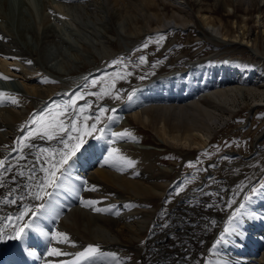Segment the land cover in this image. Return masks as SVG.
<instances>
[{"label": "bare ground", "instance_id": "1", "mask_svg": "<svg viewBox=\"0 0 264 264\" xmlns=\"http://www.w3.org/2000/svg\"><path fill=\"white\" fill-rule=\"evenodd\" d=\"M42 1L45 10H53L49 0ZM68 1L70 7L65 5L68 12H65L66 10L64 12L69 15L67 14L68 19L64 20L76 29L75 38L69 39L71 37H67L64 31L58 34L53 30L54 28L42 30L39 34L34 22L32 23V18L24 19L27 16H23V19L21 17L20 20L16 18V22L17 31L24 42L30 43V39H27L29 33L34 37L31 36V41L35 45L28 44L29 48L21 46L14 33L8 34L0 29V37H2L0 38V74H2L0 91L15 96L19 101L17 104L11 103L10 100L0 102V160L5 161V168L0 169V229L12 235V228L15 225L22 226V221L31 224L35 220V226L49 235L43 236L38 231L29 230L23 242L7 238L0 240V263L7 255L6 252L11 249L13 241H18L25 247L35 241L38 245L44 244L43 254L31 257L29 264H117V261L119 264H132L130 255L122 249L132 247L136 243L140 244L141 248L145 247L144 244H148L151 250L148 255L151 257L160 254L159 260L165 262L164 264H264V193L258 192L246 202V208L242 210L245 215L238 221L237 234L229 236L223 243L216 244L220 233L225 227H229L228 219L216 233V225L210 223L211 218L197 214L195 206L191 209L192 213L196 212L194 222L186 218L188 223H193L192 226L186 224V220L179 217L184 209H178L185 203L188 194L184 197L179 196L180 199L176 198L178 206L175 207L174 212H180L175 214L177 217L168 215L164 211L165 204L162 205L161 210L156 211L154 206L143 203L146 199L157 195L165 196L164 199L168 200L178 185L176 182H180L181 178L167 181L162 175L164 166L154 165L155 152L152 147L140 142L138 136L117 138L112 135L119 133L117 131L119 125L129 121L127 116L129 114L138 121L152 125L160 142L189 147L205 145L219 120V114L224 113L222 103H226L229 107L234 106L237 104L236 100L245 102V96L248 94L253 97L247 118L249 120L256 107L264 105V97L254 98L259 85L264 83V69L249 62L243 63L239 59L227 58L221 60V63L215 61L211 63L208 60L203 63L202 59H198L187 63V66L181 70L160 74L132 87L131 93L128 97L126 95L127 99L123 103L111 105V117L99 127L103 128L104 132L98 131L97 135L85 144L82 152H76L77 163L71 161L70 167L59 181L60 186L46 189L51 196L45 197L38 203L42 201L45 204L47 209L45 213L32 217L29 212L23 220L16 219L26 208L35 210L31 207L37 204V200L29 193L37 190L36 186L46 175L43 169L50 167L53 161V157H49L48 152L37 149L36 143L43 139L46 146H52L51 144L59 143L60 138H63L60 136L56 140L49 141L36 136L32 138L29 147L20 150L17 137L32 116L28 110L29 102H33L36 108L40 106L42 108L47 102L46 99L51 97L49 80L54 77L64 79L65 75L61 72V68L75 66L79 60L78 55L85 56V53L74 46L75 42L80 46L88 43L91 44L89 45L91 48L100 50L101 40L105 43L102 52L107 51V43L112 41L108 40L105 34L114 29L124 36L126 32L133 31L130 27L132 23L134 32H140L142 29L137 20L140 17L146 25L154 21L179 28L188 23H197L200 25V32L221 45L235 43L250 45V42L244 38L246 35H243V30L239 34L230 36L222 22L216 24L211 15L203 12L204 9H210L209 4L231 6L232 0H163L176 6L180 21H177L175 15L166 18L158 8L159 0ZM233 1L243 3L245 7L254 2V0ZM258 1L260 6L264 5V0ZM8 4L10 3L7 0H0V9L9 14L10 18H14L15 14ZM51 11L48 15L44 13L47 15L45 17L47 21L53 18ZM256 17L264 33V14L261 9ZM80 30L85 34L82 35ZM71 40L74 45L71 44ZM252 49L254 54L264 57L257 47ZM27 61L32 63L29 64ZM100 68L96 66L90 72H96ZM251 68L254 70L253 76L245 77V73ZM87 74H81L76 84H82ZM72 86L55 94L68 96ZM205 96L213 98L215 102L204 105L202 98ZM263 134L264 129L256 137V142ZM45 142L41 143L45 145ZM14 148L17 150L13 151ZM16 153H19V156L13 158ZM130 159H132V167L123 164ZM141 166L144 167L139 170ZM262 184L264 181L260 185ZM87 185L91 187L93 193L83 192L82 189ZM63 194L75 196V202L68 203L65 209H62L60 203H64L68 196L65 195L64 200H59V196ZM209 194L214 195L212 192ZM10 200H15L16 203H10ZM85 202L93 203L86 206ZM241 202L243 199L239 203ZM54 203L57 205H53ZM239 203L233 210L239 206ZM211 206L216 208L214 205ZM95 208L108 209V211L97 212L94 211ZM168 209L170 210L171 207ZM186 211L190 213L189 210ZM154 213L158 217L151 218ZM217 214L218 221L225 218L221 210H217ZM169 218L170 222H168ZM48 219H52L54 224ZM58 233L65 234L67 239L65 236L57 235ZM156 234L162 235V243H156L153 238ZM208 244L209 248H207ZM89 245H98L102 254H98L92 261H77L76 254L84 251ZM52 248L59 249L61 254L49 255V250ZM174 253L185 254L188 258L179 262L175 261L178 259L176 257L174 261H169L167 257ZM145 255L148 258V255Z\"/></svg>", "mask_w": 264, "mask_h": 264}, {"label": "rangeland", "instance_id": "2", "mask_svg": "<svg viewBox=\"0 0 264 264\" xmlns=\"http://www.w3.org/2000/svg\"><path fill=\"white\" fill-rule=\"evenodd\" d=\"M49 1L53 5L52 11L51 9H44L42 0H7L10 3L8 7L10 5L11 11L15 16L14 18H10L9 14L3 11V9H0L2 11L0 12V29L8 34L14 33L21 42H19L21 46L23 45L25 48H29L27 46L28 44L35 45L31 41L32 35L30 33L27 35L30 43L27 44L24 42L25 40H23L19 35V31H17L16 22V18L20 20L21 17L23 19L27 16L24 19L28 20V18H32V23L34 22V27L39 31V34H41L42 30L54 28L53 30H56L58 34L64 31L63 33H67V37H71L69 39H72V37L75 38L76 29L74 26L72 27L71 23L69 24V22L64 20L68 19L67 16L69 14H65V12H68L67 7H70L68 4L70 1ZM230 2L231 6L224 4L221 6L219 3L214 5L209 4L210 9H204L203 12L211 15L216 24L222 22L224 28L228 29L227 33L230 36L235 33L239 34L243 30V35H246L244 38L250 42L251 46H246L247 44L244 42V44L221 45L200 32V25L197 23H188L186 24L187 26L181 25V28L169 27V25H164L162 22L158 23L154 21L146 25L143 18L140 17L137 20H139L138 25L142 29L140 30L141 33L134 32V24L132 23L130 27L133 31L126 32L124 36L114 29L109 30L107 32L108 34H105L107 39H111L112 41V43H107V51L104 50L102 52L101 49L105 48V43L101 40L99 41V43L101 42L99 45L100 50L91 48L89 46L91 44L88 43H84V47L80 46L77 42L74 45L73 40H71V44L78 47L82 53H85V56L78 55L79 60H77L75 66L71 65V67L61 68V72L65 75L64 79L61 80L54 77V75L52 76L54 78L49 80L51 97L46 99L47 102L42 108L40 106L37 109L33 102H29L28 110H30L32 116L25 129L18 134L19 136L17 135V142L29 130H35L32 136L33 138L36 137V133L42 134L48 128V125L53 122L63 120L67 131L72 127L71 121H75L76 130H72L70 136L65 133H59L56 138L63 137L69 145L67 148H65L64 144L60 143V140L59 143L56 142L55 144L54 142L51 144L52 146H46L47 144L43 139L42 141L39 140V143H36L38 146L37 149H48L49 152L54 154L52 156V163H55L61 158L58 153L62 150V145L63 150L69 152L77 144L81 147L88 139L90 141L91 137L94 138L98 131L92 129L91 125L95 123L97 129H99L111 117V105L123 103L127 99L128 94L131 93L130 89L132 87L130 86L138 82L144 83L158 75L160 76V74L172 70H181L187 66V63L197 61L198 59H202L203 63L207 60L211 63L214 61L221 63V60L227 58L239 59L243 63L249 62V64H254L264 69V57L252 52V48L257 47L261 54L264 55V33L256 21V15L260 12V9L264 14V5L260 6L258 0L252 1L246 7L243 3H238L233 0ZM173 5L167 1L159 0L158 8L166 18L175 15L177 21H180L181 18L177 16L176 6ZM49 11L52 12V19L54 21L51 19L49 22L45 19ZM42 19L44 20L42 21ZM64 21L65 24L63 23ZM48 25L53 26L48 27ZM66 30L69 32H65ZM80 32L83 33L82 35L85 34L81 30ZM161 36L163 39H160ZM62 37L65 38V36ZM145 44H147V47H144ZM141 57L144 58L143 61ZM38 61L40 62V60ZM96 66L102 67V69L96 74L91 75L88 79H85L82 84L76 87L80 75L87 74V72H90ZM253 72L254 70L251 68L244 76L249 78L253 76ZM261 84L254 98L260 99L264 97V83ZM71 85H73V90L68 96H66L67 94H55L64 88H70ZM128 88L129 90L126 91ZM259 92H262V94ZM245 98V102L236 100L237 104L231 107L223 102L222 111L224 113L219 114V120L214 126L209 141L205 145H194L193 147L177 145L170 142H160L152 125L148 122L143 123L140 120L138 121L129 114L127 115L129 121L119 125L117 131L121 133L127 130L131 135L138 136L140 142L142 141L152 147L153 152H155L154 165L157 167L164 166L165 170L162 171V175L167 181L181 178L180 182H176V185H178L174 188L173 194H170L171 197H168V200L164 199L165 196L157 195L151 199H146L143 203L154 206L157 209L156 211L161 210L162 205L165 204L164 211L168 215L177 217L176 215L180 212H174L175 207L178 206L176 205V198L182 195L184 197L188 194L185 203L178 209H184L181 211L183 213H180L179 217L186 221H182L192 226L193 223L190 224L188 221L194 222L197 212L201 216L211 218L210 223L216 225L215 232H218V228L224 225L225 220L229 218L233 212V208L243 199V196L249 193L251 188L256 187L260 182L262 183L264 181V134L256 142V137L264 129V105L257 106L254 114L248 120L250 103L253 97L248 94ZM212 99L205 96L202 98V103L204 105L212 104L215 102ZM73 100L75 103H73ZM102 108L105 111L101 112L100 110ZM97 117H99V121H97ZM48 131H51V129H48ZM32 138L25 141V143L30 144ZM41 142H45V145ZM18 156L19 153H16L13 158H17ZM128 161H132V159L126 160L125 163L121 162V165L126 164L129 166ZM143 167H139V170H142ZM58 174L59 172H57ZM258 186L257 188H259ZM87 187L82 189L83 192L87 194L93 193L91 187L89 185ZM210 192L214 193V195L209 194ZM238 192L239 195H237ZM107 194L109 195V193ZM183 197L181 200H183ZM233 200L236 203L229 207V202ZM39 201L37 200V204ZM211 205H214L216 208H213ZM34 206L31 208H34ZM195 206L197 207L196 212L192 213L191 209ZM170 207L171 209L169 210L168 208ZM217 210H221L223 217H225L222 221L217 220ZM155 215L154 213L150 217H158ZM170 220L169 218L168 222ZM153 238L156 240V243L163 242L162 235L156 234ZM136 244L132 245V247L122 249L130 255L132 264L165 263L159 260L160 254L151 257L148 255L151 251L148 248V244H144L145 247L142 248L140 244ZM209 247L210 245L208 244L207 248ZM119 249H121V246ZM145 254L148 255V258ZM176 257L178 259H175V261L179 262L188 258L185 254L178 255L177 253L169 255L167 258L170 259L169 261H174Z\"/></svg>", "mask_w": 264, "mask_h": 264}, {"label": "snow or ice", "instance_id": "3", "mask_svg": "<svg viewBox=\"0 0 264 264\" xmlns=\"http://www.w3.org/2000/svg\"><path fill=\"white\" fill-rule=\"evenodd\" d=\"M160 39H163V37L161 36ZM144 47H147V44H145ZM143 59L144 58L141 57L142 61ZM27 63L31 64L32 61H27ZM3 78L9 79L8 77H3ZM93 83H95V81H93ZM4 100H10L11 103L13 104L19 103V101L16 99L15 96H12L10 94H6L3 91H0V102H3ZM73 103H75L74 100H73ZM100 111L103 112L105 111V109L102 108ZM61 115H63V113H61ZM97 121H99V117H97ZM71 125H72L71 129L66 131V126L64 125L63 120H60L58 122H53L48 125V128L45 129V131L42 134L36 133V136L38 138H47L49 141L56 139L59 133H65L70 136L71 131L76 130L75 121H71ZM91 127L92 129H95L101 133L104 132L103 128L97 129V126L95 123H93ZM48 129H51V131H48ZM34 132H35L34 129L29 130L28 132H26L24 136L19 138L18 147L20 150H23L24 148L29 147V144L25 143V141L30 140ZM89 135H91V133H89ZM112 135L117 138L131 137V133L128 132L127 130L121 133H112ZM132 138L135 139V137H132ZM60 143L64 144L65 148L69 146L67 141H65L63 138H60ZM79 148H80V145L77 144L69 152H65L62 149L59 153L61 158L55 163H51L50 167L43 169L44 173L46 174L44 179L42 180L40 184L36 186L37 190L30 192L29 195L33 196V198L38 201L43 200L45 197H50L51 193L47 192L46 189L49 187L56 188L60 186L59 181L61 177H63L64 174L67 172V169L70 167V161L76 155V152L79 151ZM16 150H17L16 148L13 149V151H16ZM40 151L48 152L49 157H52L54 155L52 152H49L48 149H41ZM113 151H117V150L113 149ZM128 164L129 166H131L132 161H128ZM4 168H5V161L0 160V169H4ZM57 172L60 173L59 176L57 175ZM21 175H23V173H21ZM260 191H264V184L260 185L259 188H256V187L251 188L250 192L246 193L243 196V202L239 203V206L233 210L232 214L228 218L229 227H225L224 230L220 233V238L216 241V244L223 243L229 236L237 234L238 229H239L238 221L239 219L243 217V215H245V213L242 210L246 208V202L250 201ZM41 193H43V195H41ZM237 195H239V192L237 193ZM9 202L13 204L16 203L15 200H10ZM89 203H93V202H85V205L87 206ZM235 203H236L235 200L230 201L229 207H231ZM34 208L35 210L26 208L18 217H16V219L18 221L23 220L24 217L29 215V212L31 213L32 217H38L44 214L45 211L47 210L44 203L37 204L34 206ZM94 211H97V212L108 211V209L95 208ZM9 219H11V217H9ZM34 226H35V220H33L31 224L24 223L22 226L20 224H17L12 228V233H13L12 235H8L7 233L4 232L3 229H0V240H4L7 238V239H14V240L23 242L25 238L28 236L29 230L38 231L43 236L48 235L47 233L39 229L38 226H35V227ZM57 235L65 236V239H67L66 235L63 233H58ZM213 247H215V245H213ZM60 254L61 253L59 249L52 248L49 250V255H60ZM98 254H102L100 253L99 246L89 245L87 248L84 249V251L76 254L77 261H80V260L92 261ZM117 264H119V261H117Z\"/></svg>", "mask_w": 264, "mask_h": 264}]
</instances>
